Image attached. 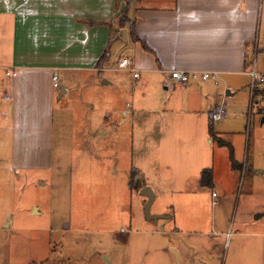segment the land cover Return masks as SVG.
Instances as JSON below:
<instances>
[{
    "label": "crops",
    "instance_id": "obj_1",
    "mask_svg": "<svg viewBox=\"0 0 264 264\" xmlns=\"http://www.w3.org/2000/svg\"><path fill=\"white\" fill-rule=\"evenodd\" d=\"M122 19L128 25L122 27ZM132 25L135 40L130 35ZM114 47L127 53L119 58L116 67L110 61ZM104 53L107 58L100 65ZM260 54L263 68L259 72L264 73V0H0V141L6 137L8 159L13 163L9 171L13 173L16 167L20 172L33 168L46 172L53 167L55 105L70 95L78 78H88L95 87L93 78L97 75L101 83L98 86L106 90L103 94L113 92L116 96L110 99H118L128 91L119 84L121 79L115 78L119 71L129 74L133 85L138 82L140 88L146 79L156 77L166 85L168 98L174 97L168 104V185L175 186L180 193L199 194L195 204L194 198L185 204L191 208L196 205L195 214L202 217V221L196 219L197 225L208 219L201 215L199 208L203 190L217 188L222 194L241 196L239 181L242 176L247 178L242 207L238 215L240 199L234 202L235 216L228 233L214 232L215 237L210 219L208 231L187 233L197 238L195 245L204 255L207 252L200 242H207L208 248L213 238H223L224 247L227 239L230 243L232 240L243 243L237 246L236 258L244 250L249 259L264 257V243L258 246V241L264 239L263 163L256 160L253 164V155L251 160L247 154L243 159L242 154L238 157L235 147L239 148L243 138L237 139L230 133L226 139L224 131L214 130L217 122L212 123L214 137L210 136V115L223 108L222 104L217 107L210 103L214 96L209 101L210 89L206 85L210 81L182 85L170 80V72L175 70L215 73L218 83L248 79L250 92L248 72L253 64L257 70ZM123 59L132 63L137 78L131 69L119 68ZM102 73H108L111 78L101 79ZM53 76L57 82L59 77L60 86H54ZM130 92L133 94L135 90L131 88ZM105 99L107 102L108 97ZM118 108L117 104L109 108L110 114L101 119L96 127L98 133L95 131L92 136L103 141L109 135L106 128L111 126L110 140L123 144L125 135L132 134L130 145L134 150L139 141L135 138L132 120L118 121V124L107 121L113 119ZM69 126L74 129V122ZM124 126L127 128L121 129ZM82 133L89 134L85 128ZM204 170L211 171L209 186L202 185ZM136 174L143 181L139 191L132 187ZM117 176L116 169L102 173L107 179ZM120 177L123 196L121 204L115 205H128V194L132 199L133 192L138 194L148 187L137 167L124 170ZM256 215L260 216L254 219ZM158 220L170 221L169 217ZM9 225L8 220L6 228ZM187 250L188 254L183 257L169 245L168 264H182L185 260L190 264L192 257L198 256ZM101 258L110 264L105 255Z\"/></svg>",
    "mask_w": 264,
    "mask_h": 264
},
{
    "label": "rangeland",
    "instance_id": "obj_2",
    "mask_svg": "<svg viewBox=\"0 0 264 264\" xmlns=\"http://www.w3.org/2000/svg\"><path fill=\"white\" fill-rule=\"evenodd\" d=\"M125 54L120 48L112 49L110 61L114 67ZM262 61L260 54L258 72L263 68ZM106 77H110L108 73H102L100 78ZM115 78L121 79L119 84L128 90L122 98L110 99L116 96L113 92L103 94L106 90L98 86L96 75L93 78L95 87L90 85L88 78H78L70 95L56 102L54 161L50 170L38 172L33 168L20 172L15 167L11 173L9 165L13 163L8 159L6 137L0 141V264L108 263L105 258L102 260V255L110 264H168L169 245L179 250L183 257L188 254L187 249L194 252L193 256L198 257H192L190 264H264V257L249 259L245 250L241 257H234L237 246H243L235 240L230 243L227 239L224 247L223 238H213L218 241L212 240L208 248L207 242H200L208 254L200 253L202 251L194 242L197 238L187 232L208 231L212 220L213 235L214 232L228 233L235 216L234 202L240 199L238 215L242 207L247 178L242 176L239 181V189L243 190L241 196L239 193L222 194L217 188L203 190L199 208L201 206V215L208 219L197 225L196 219L202 221V217L195 214L198 209L194 204L199 194L180 193L178 188L168 185V104L174 97L168 98V91L164 90L166 85L156 77L146 79L142 88L138 82L133 85L126 72L119 71ZM248 83L246 78L225 84L219 81L217 86L207 83L209 101L214 96L210 103L217 107L222 104L226 112L225 118L214 123V130L224 131L226 139L230 133L237 139L243 138L239 148L235 147L239 151L237 156L242 154L243 159L247 154L251 160L253 155V164L258 160L264 165V124H260L259 107L253 104L250 109ZM56 85L60 86L59 77ZM131 88L135 90L133 94ZM226 91L234 95L227 97ZM116 104L119 105L118 113L107 121L118 124V121L132 120L135 138L139 141L134 150L130 145L132 134L125 135L123 144L110 140L111 126L106 128L110 136L103 141L92 136L93 132L98 133L96 127L101 119L110 114L109 108ZM71 121L74 129L69 126ZM241 125V130L236 132ZM83 128L89 134L82 133ZM130 167L140 169L143 180L154 194L150 215L169 217V222L148 220L144 213L145 198L136 192L131 194L132 199L128 194V205H115L121 204L123 196L120 176ZM114 169L118 171L116 178L102 177L103 172ZM137 178L138 174L132 178L135 191H139L143 183ZM211 191L216 197H212ZM191 198H194L192 208L185 205ZM212 201L215 202L213 206ZM190 217H194L193 220ZM8 220L10 225L6 228ZM258 242L260 247L264 239ZM187 261L182 264H188Z\"/></svg>",
    "mask_w": 264,
    "mask_h": 264
},
{
    "label": "built area",
    "instance_id": "obj_3",
    "mask_svg": "<svg viewBox=\"0 0 264 264\" xmlns=\"http://www.w3.org/2000/svg\"><path fill=\"white\" fill-rule=\"evenodd\" d=\"M120 69H131L133 73V77L137 78L138 74L132 69V63L123 59L118 64ZM218 75L215 73H207V72H186L175 70L170 72V80L173 84H182L187 85L190 83L197 82H213L215 84L218 83ZM248 76L250 77V109L252 110L253 104L259 107V112L261 117H264V73H260L255 70L254 64L252 65L250 71L248 72ZM54 83L57 82V77L53 76ZM54 86L57 87L55 84ZM258 93V100L255 101V93ZM225 116V112L223 108H220L216 111L214 115H212V120L214 122H220ZM215 196V195H214Z\"/></svg>",
    "mask_w": 264,
    "mask_h": 264
},
{
    "label": "trees",
    "instance_id": "obj_4",
    "mask_svg": "<svg viewBox=\"0 0 264 264\" xmlns=\"http://www.w3.org/2000/svg\"><path fill=\"white\" fill-rule=\"evenodd\" d=\"M128 21L126 20H123L122 19V22H121V25L122 27H124L125 25H128L127 24ZM130 35L132 37V39H136L135 37V33H134V29H133V25L130 26ZM107 58V54H103L101 57H100V60H99V63L98 64H102L103 61H105V59ZM256 96H258V93L256 92L255 93V99H256ZM258 98V97H257ZM258 100V99H257ZM256 100V101H257ZM212 123H213V120H212V115H210V125H209V133H210V136L214 137V132H213V128H212ZM219 144L221 146H226L227 147V144L223 143V142H219ZM201 181H202V185L203 186H209L210 184V181H211V171L210 170H204L201 174Z\"/></svg>",
    "mask_w": 264,
    "mask_h": 264
},
{
    "label": "water",
    "instance_id": "obj_5",
    "mask_svg": "<svg viewBox=\"0 0 264 264\" xmlns=\"http://www.w3.org/2000/svg\"><path fill=\"white\" fill-rule=\"evenodd\" d=\"M124 5H122L121 8H123ZM226 96H230V93L229 91H226L225 93ZM261 124H264V118L261 120ZM141 196H143L147 201L145 203V206H144V213H145V217L148 219V220H153L154 222L157 221L158 219H163L165 218L164 216H151L150 215V208L154 202V194L152 193V191L150 190V188L146 187V188H143L141 190V192L139 193ZM260 215H256L254 217V219L258 218Z\"/></svg>",
    "mask_w": 264,
    "mask_h": 264
}]
</instances>
